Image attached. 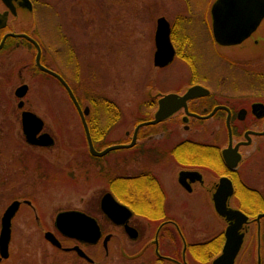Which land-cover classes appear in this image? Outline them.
I'll return each instance as SVG.
<instances>
[{
	"label": "flooded vegetation",
	"instance_id": "flooded-vegetation-1",
	"mask_svg": "<svg viewBox=\"0 0 264 264\" xmlns=\"http://www.w3.org/2000/svg\"><path fill=\"white\" fill-rule=\"evenodd\" d=\"M30 2L31 6L24 0H0V87L3 76L8 82L10 74L18 72V59L14 56L20 48L35 51L34 64L40 71L36 64L38 48L32 39L40 45L41 62L65 75L46 59V53L50 56L51 42L44 29L34 28L38 9L36 0ZM26 18L33 20V25L29 26ZM174 30L171 39L178 55L180 48L175 37L178 31ZM210 34L216 55L235 65L240 73L250 75V79L245 76L248 79L245 87L238 88V79L230 83L234 89L228 91L215 90L212 83L195 82L209 91L189 99L185 107L165 120L145 126L148 127L145 132L142 127L135 144L124 147L126 152L113 159H107L113 150L103 156L93 155L86 138V156L73 159L68 165L61 159L53 163L43 154L24 155L16 147L11 148V153H0V194H9L10 200L5 207L0 206V232L6 208L14 200L21 201L12 218L9 256L2 257L0 264H214V259L225 250L230 224L214 212L215 193L222 179L230 182L231 194L223 195L221 188L220 201L246 216L238 220V233L243 238L233 264H264V29H256L240 44L223 46L229 52H220L212 31ZM233 49L238 50L232 52ZM76 62L78 72V59ZM28 66L25 63L23 69ZM185 91L161 90V94ZM162 95L145 96L144 103L152 110L143 112L144 118L139 122L152 118ZM91 112L90 108L89 116ZM126 131L122 143L115 144L131 142L134 128ZM109 133L100 142L92 137L96 149L112 145H101ZM25 142L28 144L26 139ZM81 143L79 146L83 145ZM3 144H10L8 138L0 137V145ZM54 145L32 146L50 149ZM67 167L72 171L78 169L76 180L84 178L93 184L103 183L101 193L76 207L57 205L55 196L46 203L39 201L36 195L19 198L20 176L24 171L36 175L29 191L49 195L57 186L49 188L53 177L63 174ZM106 193H111L130 210V214L123 211V217L127 218L124 223L115 222L104 211ZM72 209L86 214L78 219L88 228L89 234L83 238L64 234L55 224L61 211ZM21 210L26 211L27 220L33 216L36 223L43 226L42 244L50 250L42 253V261H37L30 253L32 250L11 249L13 223ZM200 211L211 212L216 217L215 223L204 222ZM118 215L121 218L122 212ZM94 221L101 231L96 241H93L96 237ZM205 227L212 229V233L203 232ZM46 231L54 232L59 246L46 239Z\"/></svg>",
	"mask_w": 264,
	"mask_h": 264
},
{
	"label": "rangeland",
	"instance_id": "rangeland-1",
	"mask_svg": "<svg viewBox=\"0 0 264 264\" xmlns=\"http://www.w3.org/2000/svg\"><path fill=\"white\" fill-rule=\"evenodd\" d=\"M209 2L37 0L36 25L28 18L25 22L35 29H44L46 38L48 36L51 42L49 57L45 50L47 61L65 73L84 105H88L90 93L95 92L108 95L123 109L122 119L109 133L104 146L122 143L126 130H133L137 120L143 117V112H151L152 108L144 103L147 100L145 96L154 97L157 90H186L195 82H208L213 84L215 90L228 91L234 89L230 83L234 84L237 79L240 81L238 88L246 86L250 75L240 73L235 65L216 55L206 16ZM160 15L167 16L172 23L179 20L180 24L176 29L178 34L175 33L180 48L178 55L171 65L164 68L156 67L153 63L154 33ZM263 27L264 22L260 28ZM217 48L229 52L223 50L226 49L224 47ZM15 54L18 72L16 75L10 74L8 82L3 76L0 87V137L8 138V145L16 147L19 153L47 155L53 163L61 159L68 165L73 159L86 156L85 131L66 91L55 79L41 74L34 64L35 51L20 48ZM76 59L80 66L78 72ZM25 63L29 66L23 69ZM24 81L29 85V92L24 98L25 108L41 116L45 121V130L56 138V144L50 149L37 148L25 142L18 99L14 93L15 88ZM17 142L23 144L22 148ZM79 143L83 145L79 146ZM79 147L81 150H78ZM126 150H113L107 159H113ZM67 169L60 176H52L54 180L49 188L57 186L49 195L29 191L33 185L32 178L36 175L32 171H24L20 176L19 198L36 195L39 201L46 203L53 200L51 196H55L57 205L76 207L103 190V183L93 184L84 178L76 180L78 169ZM8 195L0 194V206L5 207L10 201ZM200 213L204 222L215 223L216 217L211 212ZM27 217L26 211L21 210L15 218L11 249L17 252L32 250L30 253L37 261H42V253L50 250L42 244L43 226L37 224L33 216L29 220ZM205 229L203 232L206 234L212 233V229Z\"/></svg>",
	"mask_w": 264,
	"mask_h": 264
},
{
	"label": "water",
	"instance_id": "water-1",
	"mask_svg": "<svg viewBox=\"0 0 264 264\" xmlns=\"http://www.w3.org/2000/svg\"><path fill=\"white\" fill-rule=\"evenodd\" d=\"M24 1L31 6L30 0ZM207 17L209 19L208 22L217 47L237 45L247 39L256 29H264V27L260 28L264 22V0H211ZM171 32L172 25L170 20L164 15L159 16L156 20L154 37L156 48L153 56L154 65L157 67H165L172 63L175 58L176 49L171 39ZM32 41L38 48L36 56L37 66L60 81L76 106L85 130L89 150L93 155L103 156L112 150L131 147L135 144L138 131L142 126L156 124L168 118L179 108L183 106L185 107L189 99L204 95L209 91L208 88L201 84H194L189 86L184 94L176 92H170L163 95L160 93L155 94L154 96L160 94L162 97L159 100V106L154 113V117L151 120L140 122L135 127L130 143L112 144L102 150H98L93 143V138L86 118L90 112L89 106L83 107L80 104L73 89L62 75L41 63L40 45L36 40L32 39ZM218 50L220 51L219 48ZM237 50L238 49H236L235 52ZM28 90L29 85L26 83L16 88L15 94L18 98H20V101L18 102L19 108L24 106V96L27 94ZM21 123L26 141L29 144L37 146H52L55 144V138L50 132L44 130V119L37 113L28 109H23L21 112ZM181 176H183V174ZM221 188L223 189V195H225V193L226 195L231 194L230 182L222 179L219 183L218 190L215 193L214 212L218 218H225L229 220L230 224L227 227V244L225 250L214 259V264H233L243 238V235L238 233V228L240 226V224H238V220L241 217L245 218L246 216L241 211L226 207L222 204L219 199L220 195H222ZM20 204V200H14L6 208L3 214L0 232V260L2 257L6 258L9 256V243L12 236V218L18 211ZM102 206L104 211L117 223H124L127 220V218L125 219L123 217V211H128V214H130V210L126 206L119 203L111 193L105 194ZM120 212H122L121 218H119L120 215H118ZM80 215L86 214L76 209L61 211L56 217L55 224L64 234L83 238L85 237L83 235L89 234V232H87L88 228L85 224L78 222ZM93 235L96 236L93 241H96L101 235L100 228L95 221ZM45 237L53 244L58 246L60 245V242L54 232L46 231Z\"/></svg>",
	"mask_w": 264,
	"mask_h": 264
},
{
	"label": "trees",
	"instance_id": "trees-1",
	"mask_svg": "<svg viewBox=\"0 0 264 264\" xmlns=\"http://www.w3.org/2000/svg\"><path fill=\"white\" fill-rule=\"evenodd\" d=\"M36 3H37V0H36ZM178 25H180L179 20H176V22H173V24H172L173 29H175V30L178 29ZM41 74H45V73L43 71H41ZM62 76L69 82L70 86L73 88L74 92L76 93V90L74 89L73 85L70 83L69 79L63 74H62ZM60 85H61V83H60ZM61 87H63V86L61 85ZM63 89H64V87H63ZM89 96L90 97H89L88 105L92 109V112H91V115L88 116L87 120H88V123L90 125L92 137L94 138V140L100 139L98 141V142H100L106 138V136L110 132L111 128H113L114 125L122 119L123 109L114 99L110 98L108 95H106L104 93L93 92V93H90ZM77 97H78L81 105H84L82 99L78 95H77ZM95 109H97V110H95ZM143 118L144 117H142V119ZM139 120H137V121L139 122ZM10 129H12V127ZM146 130H148V127L142 128V131L145 132ZM18 145L20 148H22V146H23V144H19V143H18ZM101 145H103V144H101ZM11 148H12L11 145L9 146V145L3 144L0 147V153H11ZM22 154L29 155V153H27V152L26 153L22 152Z\"/></svg>",
	"mask_w": 264,
	"mask_h": 264
}]
</instances>
